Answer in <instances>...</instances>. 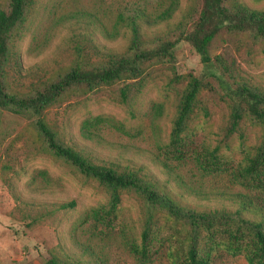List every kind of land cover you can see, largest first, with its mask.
<instances>
[{
  "label": "trees",
  "instance_id": "obj_1",
  "mask_svg": "<svg viewBox=\"0 0 264 264\" xmlns=\"http://www.w3.org/2000/svg\"><path fill=\"white\" fill-rule=\"evenodd\" d=\"M188 2L189 7L178 22L179 0H100L90 12L77 11L70 17L76 24L83 20L87 26L93 23L107 41L122 38V50L92 42L90 47L86 42L88 50L78 49L66 69L23 86L10 76L9 65L15 41L39 15L35 9L37 0H0V119L12 115L27 120L44 153L97 183L108 196L107 207L91 208L74 223L70 247L59 242L44 264H112L114 252L121 250L134 264H216L225 256L241 257L246 264H264V213L258 207L261 216L254 220L240 211L197 210L183 205L143 168L91 158L63 142L45 121L50 109L76 96L116 84L124 85L123 93L129 92L130 86L141 91L151 72L172 71L174 49L185 42L201 63L216 74L173 75V83L179 86L176 110L168 141L156 143L153 161L169 179L200 198L209 194L202 180L226 176L232 185L247 192L237 194L244 199V210H256L252 200L264 197V87L254 84L234 61L228 62L220 55L210 58L209 49L224 32L229 39L264 53V9H251L240 0ZM213 97L223 105L228 134H237L242 141L241 132L246 128L256 135L251 152L235 168L229 167L219 146L199 141L193 127L197 116L209 119L208 101ZM153 111L154 122L160 117L161 108ZM101 128L125 134L120 123L101 116L85 120L80 133L87 140H100L97 132ZM178 172L196 180V186L187 185ZM123 194L134 196L141 205L139 243L125 237L115 223ZM75 206L74 201L60 204L33 222ZM172 230H178L179 242ZM67 248H73L79 256L68 253ZM80 255L90 260L83 262Z\"/></svg>",
  "mask_w": 264,
  "mask_h": 264
},
{
  "label": "rangeland",
  "instance_id": "obj_2",
  "mask_svg": "<svg viewBox=\"0 0 264 264\" xmlns=\"http://www.w3.org/2000/svg\"><path fill=\"white\" fill-rule=\"evenodd\" d=\"M100 0H37L39 15L26 26L23 35L14 43L9 73L18 84L29 85L44 80L56 71L66 69L78 49L88 50L93 45H105L121 51L124 40H105L94 29V24H76L71 19L77 11L90 12ZM251 9H264V0H240ZM188 0H179L177 22L189 7ZM96 9V7H95ZM62 20L61 24H59ZM63 20L67 22H63ZM85 23V24H84ZM89 42V43H86ZM88 53V52H86ZM172 71L159 69L151 72L144 88L116 84L85 96H76L63 105L50 109L45 121L58 133L61 140L85 152L100 162L143 168L160 181L183 205L197 210L240 211L249 219L258 220L264 213V197L252 200L256 210L242 207L244 199L238 186L223 179L202 180L205 196L189 193L179 182L169 179L153 161L156 143L165 144L176 110L179 86L173 83L174 74H192L203 77L216 74L201 63L198 54L185 42L174 49ZM222 56L235 62L256 85L264 87V53L251 45L229 39L224 32L209 49V57ZM94 56V55H91ZM209 119L197 116L193 127L199 141L211 147L219 146L220 153L230 168L241 165L256 144V135L246 128L237 134H228L224 125L225 111L215 97L208 101ZM161 108L160 117L153 122V109ZM108 117L123 126L124 133L112 129L98 130L100 140L82 137L80 127L92 117ZM186 172V170H185ZM185 172H178L187 185L196 186ZM221 178V177H220ZM247 193V192H245ZM74 201L73 210L60 211L40 222L39 215L50 213L56 206ZM108 204V196L97 183L87 180L58 160L44 153L36 140L35 131L27 120L12 115L0 119V264H44L49 252L59 242L70 247V230L89 209ZM260 209H258V208ZM117 228L130 241L139 243L141 233V205L132 195L123 194L115 212ZM172 230L177 242L181 236ZM68 249V248H67ZM68 253H74L72 248ZM83 262L90 260L81 256ZM112 264H134L122 250L114 252ZM159 264H165L163 261ZM216 264H246L241 257H223Z\"/></svg>",
  "mask_w": 264,
  "mask_h": 264
}]
</instances>
